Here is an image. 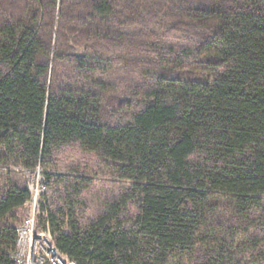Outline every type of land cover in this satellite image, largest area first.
<instances>
[{
	"label": "trees",
	"instance_id": "trees-1",
	"mask_svg": "<svg viewBox=\"0 0 264 264\" xmlns=\"http://www.w3.org/2000/svg\"><path fill=\"white\" fill-rule=\"evenodd\" d=\"M22 171L76 264H264V0H0V264Z\"/></svg>",
	"mask_w": 264,
	"mask_h": 264
},
{
	"label": "built area",
	"instance_id": "built-area-1",
	"mask_svg": "<svg viewBox=\"0 0 264 264\" xmlns=\"http://www.w3.org/2000/svg\"><path fill=\"white\" fill-rule=\"evenodd\" d=\"M34 184L35 189L30 202L33 208L16 228V250L11 255L12 262L14 264H76L55 245L49 231L39 230L37 201L46 188L40 176Z\"/></svg>",
	"mask_w": 264,
	"mask_h": 264
},
{
	"label": "rangeland",
	"instance_id": "rangeland-1",
	"mask_svg": "<svg viewBox=\"0 0 264 264\" xmlns=\"http://www.w3.org/2000/svg\"><path fill=\"white\" fill-rule=\"evenodd\" d=\"M24 173V177L25 179L27 180L28 182V185H29V188L31 190V193L34 191L35 189V180L40 176L41 177V180L43 179V176L41 173H38L39 171H36L34 173H27L25 171H22ZM46 193V190L44 191V194L41 195V198L39 199L38 202V205H37V209L38 211L39 210V202L41 201L42 197L45 195ZM33 208V205L31 203H29L27 206H26V210H27V216L29 215V213L31 212V209Z\"/></svg>",
	"mask_w": 264,
	"mask_h": 264
}]
</instances>
